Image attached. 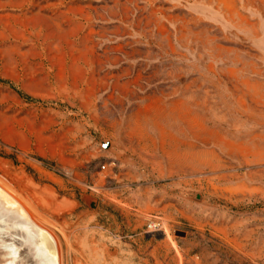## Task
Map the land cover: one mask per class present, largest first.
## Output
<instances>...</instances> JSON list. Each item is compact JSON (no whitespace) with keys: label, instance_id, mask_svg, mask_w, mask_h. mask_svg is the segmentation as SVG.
Listing matches in <instances>:
<instances>
[{"label":"rangeland","instance_id":"1","mask_svg":"<svg viewBox=\"0 0 264 264\" xmlns=\"http://www.w3.org/2000/svg\"><path fill=\"white\" fill-rule=\"evenodd\" d=\"M0 191L56 264H264V0L0 12Z\"/></svg>","mask_w":264,"mask_h":264},{"label":"bare ground","instance_id":"2","mask_svg":"<svg viewBox=\"0 0 264 264\" xmlns=\"http://www.w3.org/2000/svg\"><path fill=\"white\" fill-rule=\"evenodd\" d=\"M55 241L17 201L0 191V264H56Z\"/></svg>","mask_w":264,"mask_h":264},{"label":"crops","instance_id":"3","mask_svg":"<svg viewBox=\"0 0 264 264\" xmlns=\"http://www.w3.org/2000/svg\"><path fill=\"white\" fill-rule=\"evenodd\" d=\"M29 0H0V12L11 13L18 10L20 13L26 10Z\"/></svg>","mask_w":264,"mask_h":264},{"label":"built area","instance_id":"4","mask_svg":"<svg viewBox=\"0 0 264 264\" xmlns=\"http://www.w3.org/2000/svg\"><path fill=\"white\" fill-rule=\"evenodd\" d=\"M160 226L158 223H150L148 226H147V231L149 232H155L157 230H159Z\"/></svg>","mask_w":264,"mask_h":264},{"label":"water","instance_id":"5","mask_svg":"<svg viewBox=\"0 0 264 264\" xmlns=\"http://www.w3.org/2000/svg\"><path fill=\"white\" fill-rule=\"evenodd\" d=\"M161 237H162V235H161Z\"/></svg>","mask_w":264,"mask_h":264}]
</instances>
